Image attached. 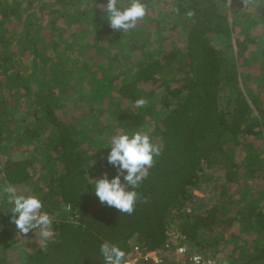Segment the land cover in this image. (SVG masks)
<instances>
[{
    "label": "trees",
    "instance_id": "16d2710c",
    "mask_svg": "<svg viewBox=\"0 0 264 264\" xmlns=\"http://www.w3.org/2000/svg\"><path fill=\"white\" fill-rule=\"evenodd\" d=\"M142 2L145 16L122 33L106 0H0V181L38 196L54 230L28 250L0 193V264H103L105 240L126 259L135 245L183 244L264 264V0ZM245 74L259 81L249 92ZM136 130L161 154L135 211L119 213L94 182L117 174L111 137Z\"/></svg>",
    "mask_w": 264,
    "mask_h": 264
},
{
    "label": "clouds",
    "instance_id": "9594fccd",
    "mask_svg": "<svg viewBox=\"0 0 264 264\" xmlns=\"http://www.w3.org/2000/svg\"><path fill=\"white\" fill-rule=\"evenodd\" d=\"M247 5L257 0H242ZM107 22L111 29L127 32L136 27L137 22L146 14L142 0H106ZM191 15V13H189ZM144 98L135 101L134 107H143ZM110 152L107 162L117 169V174L111 179L105 173L95 179L94 193L101 204L115 208L119 213L132 214L135 211L140 187L147 178L149 169L154 165L155 158L161 154V147L154 143L146 131L136 130L131 133H117L108 142ZM2 192L7 195L10 208L11 222L19 233L27 234L35 230V235L45 241L54 236L53 219L43 209L42 200L31 194L18 191L17 187L7 184ZM100 257L103 264H128L125 251L117 244L103 241L100 245Z\"/></svg>",
    "mask_w": 264,
    "mask_h": 264
},
{
    "label": "built area",
    "instance_id": "2783aa9c",
    "mask_svg": "<svg viewBox=\"0 0 264 264\" xmlns=\"http://www.w3.org/2000/svg\"><path fill=\"white\" fill-rule=\"evenodd\" d=\"M175 252V253H174ZM176 256V262H173L172 256L164 254L161 250L145 252L138 245L127 256L128 264H216L219 263L216 258L205 257L198 251H192L188 246L178 244L173 251Z\"/></svg>",
    "mask_w": 264,
    "mask_h": 264
},
{
    "label": "rangeland",
    "instance_id": "374dc122",
    "mask_svg": "<svg viewBox=\"0 0 264 264\" xmlns=\"http://www.w3.org/2000/svg\"><path fill=\"white\" fill-rule=\"evenodd\" d=\"M230 1V0H229ZM228 4H229V2H228ZM165 24V23H164ZM168 26V28L169 27H173V26H175V24L172 22V20H168V22H166V24H165V26ZM167 30H169V29H167ZM171 32H175V34L173 35L174 36V38L175 39H179V38H183L184 36L182 35V33L180 32V31H178V29H176V30H171ZM158 44L159 43V41H158V34L157 33H154V34H152V36H151V40H149V42H148V46L149 47H153L154 48V46H155V44ZM249 83H252L253 84V86L255 87V86H257L258 84L257 83H259V81H255V82H251V78L249 77H247V74H245V76H244V78L242 79V86H243V88H244V90L245 91H247V92H249V88H251L252 86H250L249 87ZM249 87V88H248ZM77 92L78 93H81L82 91H81V89L80 88H78V90H77ZM75 100L73 101V103H74V106H75V104H78V108H79V110H77V111H86L85 109H84V106L86 107V106H88V104L86 103V101H85V99H83V98H81L80 100H79V98L80 97H78V95L76 94L74 97H73ZM85 102V105L83 104ZM73 106V105H72ZM65 108H67V105L66 106H64ZM72 109V108H71ZM74 109V108H73ZM82 109H84V110H82ZM148 125H150V124H148ZM7 184H9L8 182H2V181H0V193H3L2 192V189H3V187L5 186V185H7ZM26 190V189H25ZM25 190H23V191H21V192H23L24 193V191ZM19 191V190H18ZM27 191H29V190H27ZM196 194H198L199 196H205V195H213L214 194V190L212 189V188H210V193H206L207 191H203V190H201V189H195V191H194ZM25 194V193H24ZM173 240L175 239L174 237L172 238ZM176 240V239H175ZM21 242H22V245L23 244H25V245H27V249L28 250H31V249H33V247L35 248L38 244H39V242H40V237H38L37 235H35V230H32V231H30L28 234H27V236H25V235H23V237H22V239H21ZM185 246V245H184ZM187 247V246H186ZM192 251H195V250H193V249H191ZM161 252L162 253H164V254H169L170 256H172V261L173 262H176L177 260H176V256H174L173 255V252L171 253V249H169V250H161ZM199 253H200V251H198ZM175 253V252H174ZM217 260H218V262L219 263H221V264H225V262H226V259H224V257H222V256H220V257H218V258H216Z\"/></svg>",
    "mask_w": 264,
    "mask_h": 264
}]
</instances>
